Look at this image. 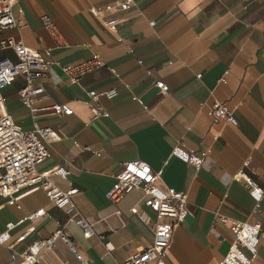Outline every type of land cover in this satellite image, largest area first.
I'll use <instances>...</instances> for the list:
<instances>
[{"label":"crops","instance_id":"1","mask_svg":"<svg viewBox=\"0 0 264 264\" xmlns=\"http://www.w3.org/2000/svg\"><path fill=\"white\" fill-rule=\"evenodd\" d=\"M112 1L18 0L13 11L19 24L0 30V40L14 36L50 49L56 63L40 81L46 87L36 102L40 110L34 114L19 97L23 76L1 94L23 129L37 123L60 132L61 139L49 143L51 156L40 171L70 170L65 178L52 174V179L64 190L79 189L74 196L78 209L95 231L85 237L42 189L21 197V206L0 195V233L16 223L10 240L0 242V264H13L12 248L23 251L59 227L70 233L89 264H119L150 245L152 225L132 211L144 200L142 189L134 187L117 203L106 197L122 162L133 159L162 171L161 188L186 190L196 212L174 229L167 264H219L235 239L220 214L264 226V198L257 209L247 183L234 178L245 169L264 188V0H135L128 11L107 14L118 19L117 31L90 9ZM43 13L53 17L59 39L42 25ZM95 53L106 65L83 75L79 84L71 82L61 64H79ZM0 57L15 59L16 54L0 46ZM157 80L169 84L165 94ZM114 87V98H99L109 115L94 119L88 91ZM217 101L235 106L238 124L213 122L208 112ZM55 102L68 103L74 113L42 109ZM176 146L207 151V157L197 167L174 154ZM39 209L47 214L30 219ZM259 244L252 264H264V237ZM83 260L58 239L38 264Z\"/></svg>","mask_w":264,"mask_h":264},{"label":"built area","instance_id":"2","mask_svg":"<svg viewBox=\"0 0 264 264\" xmlns=\"http://www.w3.org/2000/svg\"><path fill=\"white\" fill-rule=\"evenodd\" d=\"M18 0H0V30L19 24L18 18L13 11L14 5ZM135 4V0H114L104 7H92L93 15L102 18L105 26L113 31L118 30V19L109 17L107 14L112 11H128ZM42 25L47 28L57 39L60 33L53 17L48 13L41 16ZM154 24L155 21H152ZM3 48H12L16 58L0 57V195L7 198L10 204L16 203L24 195L33 190L42 189L47 197L51 199L59 208L69 214V221L75 222L84 232L85 237L95 235L93 223L85 216L81 215L74 196L79 192L76 187L62 189L52 179V174L60 175L65 178L70 170L66 166L56 167L47 172H41L40 166L51 156V141L61 139V134L51 126H41L35 123L33 128L23 129L18 124L13 114L6 107V98L2 96L1 90L11 86L14 79L23 76L26 84L18 91L23 104L35 114L41 108L36 106V102L42 98L46 87L40 82L48 76L56 63L50 57V49H37L26 45L21 38L9 36L0 40ZM62 69L70 78L71 82L79 84L81 77L87 73L95 71L106 65L105 60L98 53L90 59L79 62V64H61ZM156 86L165 94L169 90V84L163 80H157ZM89 98L86 100L94 112V119L100 116H108L109 112L101 105L99 98L106 95L114 98L117 89L114 87L107 90L88 91ZM135 98H138L137 96ZM50 109L54 113L73 114V108L66 102H55L42 109ZM236 108L231 107L225 102L217 101L209 108V115L213 122L224 120L232 125L238 124ZM87 149H91L87 147ZM97 153L101 154V150ZM173 153L177 154L182 160L201 167L207 157V151L183 149L176 146ZM161 170H155L151 164L141 159L122 162V167L116 174V183L106 192L113 202L117 203L123 196L134 187L141 188L144 200L135 204L132 209L142 220L152 225L154 230L153 242L137 250L125 261L119 264H167L165 257L170 250L174 229L184 221L186 217H195L189 195L185 190H177L175 187L168 186L166 189L158 185ZM235 179L243 180L249 187V192L256 200V207H261L264 198V188L258 180L251 176L245 169H240L234 175ZM148 210L157 216L153 218ZM121 210L117 209L116 214ZM44 209L33 212L29 218H37L46 215ZM170 218L169 222L162 219ZM220 218L227 222L235 233V239L230 244V248L219 264H252V259L258 252L259 243L264 237V226L261 221L253 223L241 219L230 218L220 214ZM16 225L9 222L5 231L0 233V242L7 243L11 234L10 231ZM30 228V230H32ZM27 235H22L19 240H23ZM58 239L67 242L77 257L83 260L82 255L76 250V246L71 239L70 233L65 227H59L49 236L34 240L25 250H13V264H38L44 260L45 255L55 246ZM84 264H89L83 260Z\"/></svg>","mask_w":264,"mask_h":264}]
</instances>
